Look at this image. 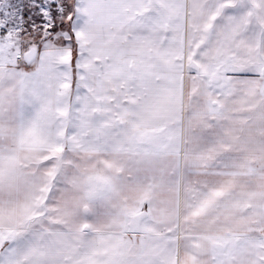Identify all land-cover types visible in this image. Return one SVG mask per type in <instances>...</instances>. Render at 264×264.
Listing matches in <instances>:
<instances>
[{
	"label": "snow or ice",
	"instance_id": "6c2138e0",
	"mask_svg": "<svg viewBox=\"0 0 264 264\" xmlns=\"http://www.w3.org/2000/svg\"><path fill=\"white\" fill-rule=\"evenodd\" d=\"M0 264H264V0H0Z\"/></svg>",
	"mask_w": 264,
	"mask_h": 264
}]
</instances>
